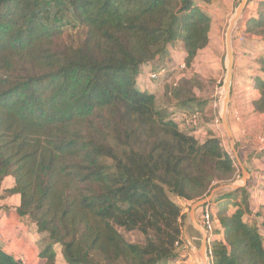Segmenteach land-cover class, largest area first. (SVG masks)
Returning a JSON list of instances; mask_svg holds the SVG:
<instances>
[{"label":"trees","instance_id":"16d2710c","mask_svg":"<svg viewBox=\"0 0 264 264\" xmlns=\"http://www.w3.org/2000/svg\"><path fill=\"white\" fill-rule=\"evenodd\" d=\"M201 1L215 0H0V189L14 179L3 195H19L18 214L47 234L46 264H56V245L65 264L175 259L177 198L203 199L241 175L219 137L199 141L137 84L142 65L166 62L176 46L191 68L210 44L213 18ZM68 27H82L80 42H68ZM244 33L264 40V10L245 19ZM259 62L252 105L264 114V55ZM196 84L185 80L167 101L186 116L205 114ZM250 197L244 186L211 202L221 234L211 264H264V233L246 217ZM0 264L19 263L0 245Z\"/></svg>","mask_w":264,"mask_h":264},{"label":"crops","instance_id":"0c3cea01","mask_svg":"<svg viewBox=\"0 0 264 264\" xmlns=\"http://www.w3.org/2000/svg\"><path fill=\"white\" fill-rule=\"evenodd\" d=\"M206 12L210 14L208 11ZM251 16H257V14L247 16L246 18H249ZM244 22L240 30L241 34L243 35H241L240 40L243 41L244 39H246V41L249 43L256 42L258 44L259 37L244 33ZM211 42L212 31L210 44ZM210 44L205 49L199 51L193 62V67H197L201 63V61L208 64V62L211 60L210 55H207V58L202 56V54L209 49ZM234 45L238 46L239 41L235 40ZM256 47H259V44ZM263 51L264 50L260 48L259 52L256 53L258 55V60L254 61V64L252 63V72H236L238 70V56H236L237 52L236 50H234V76L232 81L231 101L228 111L230 113V127L235 138L236 146V152L232 150L233 157L238 160V165L241 169L242 177V168H244L249 174L246 186H248L249 192L251 194L249 201L251 214L247 215L246 217L249 221L257 220L260 231L262 233H264V218H257L256 213L262 211V208L264 207V155L260 156L259 154L261 153L257 152L256 149L257 135L264 131V114L254 111L252 102L259 98L260 92L255 87L252 80L254 75L262 74L253 70L256 67H259L260 62L258 61L263 56L261 55ZM244 53L248 55H255L253 54L254 52L248 51V49H246ZM185 55L186 52L184 51V49L178 45L176 46V48L171 50V57L166 62L155 60L142 65L137 77V84L139 89L155 94L159 103L160 101H166L169 104V106H167L168 110L177 120L180 119L183 114L181 112V108L178 107V105H176V108L175 105L168 102L166 95L167 92L169 93L171 89H179L183 85V83L181 82L180 84V81L178 80L181 75H179V77L176 76V78L173 76L174 72L169 71L163 76L158 77L157 79L159 80L156 83H153L151 82L152 79L150 78V74L152 73V71H158L161 68H169V70H171L172 67L170 65L177 61L184 63ZM244 61L246 62V60ZM209 66L211 65L209 64ZM246 70L248 71L249 69L247 68ZM202 76H207L208 79L211 80V85L208 87L207 92L212 91V89L217 90L218 88H222V86L219 87V84L223 80L224 76L222 75V72H215L214 74H207L205 72H202V75H198L197 73L198 82L203 81ZM173 83H177V86L173 87ZM202 89H200L199 85L196 84L193 86L192 92L196 95V97L200 99H208L205 98L206 96L201 95V93L203 92ZM209 98L210 100L206 105L199 107L205 109V114L201 115V125L191 133L201 142L212 136L219 137L222 141V144L224 145L226 141L225 132L222 129V131L219 133V129L214 121L213 95ZM195 106L197 107L198 105ZM237 117H239V120L237 119ZM243 131H245V135L242 133ZM241 180L242 178L236 179L235 183H240ZM13 184L14 179L12 177H7L0 189V245L3 247L4 251L12 254L14 257H16V255L18 254H23L27 258L28 264H46V261L40 257V252L42 251L46 243L47 234L40 233L37 230L35 222H33L29 218V216H21L18 214L17 207L20 204L19 195H3L4 189L12 187ZM231 191L234 190L226 189L223 191H219L212 200L213 206L215 207V202L218 201L220 196H223L225 193ZM178 201L181 205L186 203V200L180 198H177V202ZM200 210L201 207L196 212V219H198V221H200L201 219L202 210ZM189 219L190 216L188 214L184 222L183 242L179 247V256L175 259L168 260V263L172 262L174 264H198L193 244L197 238L195 237V235H192V233L189 232V225L191 221ZM215 226L217 230L220 228L219 224H216ZM188 237L190 239H188ZM219 238H221L220 233L214 234L213 240ZM59 247V245H56L55 248L57 253L56 264H65L63 262H60V257H62L63 260L64 258L62 256L61 247Z\"/></svg>","mask_w":264,"mask_h":264},{"label":"rangeland","instance_id":"374dc122","mask_svg":"<svg viewBox=\"0 0 264 264\" xmlns=\"http://www.w3.org/2000/svg\"><path fill=\"white\" fill-rule=\"evenodd\" d=\"M249 1L250 0H248V4L245 7L244 12L240 20L238 21L234 29V32H233V49L236 50L237 52L236 56H238L237 58L238 59V63H237L238 70L236 72H250V71L252 72L251 65L252 63L254 64V61L258 60L257 59L258 55L256 53L259 52L260 48L264 50V40L260 38H258L259 47H256L258 45L256 42L249 43L246 41V39H244L243 41L240 40V37L242 35L240 30H241V27L243 26V22L245 18L250 15H256L258 14V12L264 10V5L261 3L262 0H254L250 2ZM241 2L242 0H215L214 2L209 4V3H204L203 1H201L200 3L202 4L203 9L205 11H208L214 19V26L212 30V42L209 46V49L202 54V56L206 58H207V55H210L211 60L208 62V64L203 63L201 61V63L197 67L192 66L191 68H188L185 63H182L179 61L170 65L172 67L170 72H174L173 74L174 77L176 76L179 77V75H181V77H179L178 79L180 81V84L181 82L183 83L185 80H190L192 84H196L197 82L199 85V88L204 89V90L202 89L203 92L201 91L202 92L201 95L206 96L205 98H208L207 100H210L209 97L214 95L216 90L212 89V91L207 92L208 87L211 85V80H209L207 76L205 77L202 76L203 81L198 82L197 73L198 75L200 74L202 75V72H205L207 74H214L215 72H222V75L224 76H223V80L219 84V87L222 86V91H223V100H222V106L220 109L221 112H219V110L214 111L213 112L214 117L216 116L220 117L222 115V109H223V104H224V92H225L224 91V80H225L226 72H227L226 70L227 69L226 68L227 66L226 64V53H227L226 51V31L229 26L231 18L235 14L237 5ZM83 36H84V30L82 29V27H68L67 32H66V37L69 43H78L82 40ZM235 40L239 41L238 46L234 45ZM246 49H248V51L254 52L253 54L255 55L245 54L244 51ZM261 55H264V51ZM244 60H246V62ZM179 64L180 65L184 64L185 68L180 69ZM209 64L211 66H209ZM247 68L249 69L248 71L246 70ZM253 71L261 73L262 72L261 64L259 63V67H256ZM233 76H234V71H233ZM158 80L159 79H152L151 82L156 83ZM167 106H169V104L166 101H160L158 107L165 108ZM169 115H171V112L169 113ZM227 120L230 125V113L229 112L227 115ZM221 128L224 130L225 136H226L225 137L226 141L223 146L226 150H228L233 155L230 142H229L227 133L225 131V127L222 122V116H221V122H220V129ZM241 178H243L242 175L238 176L236 179H241ZM233 183H235V181L231 183H227V184H233ZM194 202L195 201L193 202L186 201L185 204L181 205L180 202L178 201V203L182 206V211L184 214V222L187 218V215L190 212L191 205ZM191 222L192 221H190L189 232L192 233V235H195V237L197 238L196 241L193 243L195 254L197 257V263L203 264V260L198 251L202 243V235L199 232V230L194 226V224ZM198 222L201 225V220ZM121 231L123 235L125 236V238L133 243H143L145 241V237L143 236V234H141L138 231H132V232H128L124 230H121ZM183 231H184V228H183ZM188 239L190 238L188 237ZM60 262L65 263L62 257H60ZM167 263H168V260H163L160 264H167ZM168 264H174V263L170 262Z\"/></svg>","mask_w":264,"mask_h":264},{"label":"water","instance_id":"95a60500","mask_svg":"<svg viewBox=\"0 0 264 264\" xmlns=\"http://www.w3.org/2000/svg\"><path fill=\"white\" fill-rule=\"evenodd\" d=\"M247 4H248V0H242V2L237 5L235 14L231 18L229 26L226 31V51H227L226 53V64H227L226 68L227 69L226 70L227 72H226V77L224 80V91H225L224 92V104H223L221 116H222L223 125L225 127V131L227 133V136L230 142L231 149L234 152H236L235 138H234L232 129L227 120L229 104L231 101L233 71H234V65H235V55H234V49H233V32ZM242 170H243V178L240 183L226 184V185L216 187L209 193L208 196H206L203 199L195 201L191 205L190 212H189L190 219L192 223L194 224V226L199 230V232L202 235V243L198 251L203 260V264H210L208 260V254H207L208 246H209V242H208L209 234L205 230V228L202 226V224L200 225L199 222L197 221L196 212L200 207L210 206L214 196L219 191H223L226 189L236 190L240 187L246 186L248 182L249 174L244 168H242Z\"/></svg>","mask_w":264,"mask_h":264},{"label":"built area","instance_id":"2783aa9c","mask_svg":"<svg viewBox=\"0 0 264 264\" xmlns=\"http://www.w3.org/2000/svg\"><path fill=\"white\" fill-rule=\"evenodd\" d=\"M179 67H180V69H184L185 65L182 64ZM169 71H170L169 68H161L158 71L152 72L150 74V78L151 79H157L158 77L163 76L164 74H166ZM174 86H177V83H173V87ZM222 100H223V91H222V88H218L216 90L215 94L213 95L214 111L219 110V112H221L220 109L222 106ZM200 119H201V114L196 113V114L191 115V116H186V115L182 114V116L178 120L180 121L181 126L184 130L189 131V132H194L201 125ZM237 119L239 120V117H237ZM214 121H215V124L217 125V127L219 129V133H220L222 131V128L220 129L221 116L220 117H217V116L214 117ZM242 133L245 135V131H243ZM256 150H257V152H264V131L257 135V149ZM201 224L209 234V239H208L209 246H208L207 254H208L209 263L211 264L212 251H211L210 246H211V242H212L213 237H214V232H215L216 226H215L214 221H212L210 206H204V209H203L202 214H201ZM177 245L180 246V244H178V243H177ZM15 258L19 264H28V260L23 254H18V255H16Z\"/></svg>","mask_w":264,"mask_h":264}]
</instances>
